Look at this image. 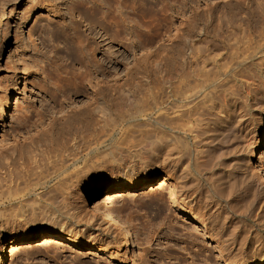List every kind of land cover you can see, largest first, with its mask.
I'll return each mask as SVG.
<instances>
[{
    "label": "rangeland",
    "instance_id": "374dc122",
    "mask_svg": "<svg viewBox=\"0 0 264 264\" xmlns=\"http://www.w3.org/2000/svg\"><path fill=\"white\" fill-rule=\"evenodd\" d=\"M75 1L80 0H0V247L22 239L31 228L48 231L60 228V222L69 223L60 241L37 240L21 243L22 248L10 247L8 264H253L264 255V200L254 204L256 196L264 195L257 163L248 158L242 162L231 204L221 208L196 183L186 185L188 177L174 156L149 149L142 134L155 125L158 105L167 106L162 104L169 94L163 76L181 69L182 48L188 46L189 37L199 39L200 27L205 34L196 42L207 58L202 66L208 71L239 70V75L230 72L225 78L231 80V88L222 87L216 93L219 107L212 110V117L225 116L222 107L228 110L247 98L249 90L264 80V11L256 3L251 11L241 0H146L144 5L136 0L132 5L144 10V16L129 9L125 32L114 24L110 30L114 38L106 39L101 26L95 28L90 19L71 11ZM72 25H79L85 38L92 36L91 28L100 31L98 43L89 42L92 67L85 60H72L60 49L65 38L62 31H71ZM52 34L58 39L53 40ZM92 69H96L97 83L80 96L71 97L70 88L64 92L51 83L60 73L74 78L83 74L88 79ZM42 84L47 89H41ZM63 100L77 107L61 111ZM98 100L112 112L111 136L108 115L91 112ZM77 114L82 118L64 121ZM42 117L56 129L54 136L46 138L48 125L42 126ZM252 117L250 137L255 136L256 144L264 132V102ZM27 126L34 128L27 132ZM95 137H99L96 153L79 148L75 164L65 174L66 183L59 185L58 174L43 178L48 173L47 157L58 148L66 142L70 148L84 147ZM36 145L40 148L35 149ZM35 152L41 167L27 173L24 169ZM258 161L264 169V147ZM16 169L30 174L31 180H15L13 174L4 180V171ZM136 176L155 177L157 183L154 188L120 191L107 200L112 184L133 181ZM162 179L167 182L158 188ZM18 184L21 188L16 192ZM173 189L188 202V210L180 211L171 202ZM95 202L109 204L120 215L133 234L132 250L121 246V234L102 221L94 210ZM188 213L194 221H188ZM195 223L205 226L212 237L196 231ZM74 233L84 234L79 240L96 247L71 243ZM255 236L262 240L260 244L252 239ZM186 238L194 239L199 253L181 248L188 243Z\"/></svg>",
    "mask_w": 264,
    "mask_h": 264
},
{
    "label": "bare ground",
    "instance_id": "6f19581e",
    "mask_svg": "<svg viewBox=\"0 0 264 264\" xmlns=\"http://www.w3.org/2000/svg\"><path fill=\"white\" fill-rule=\"evenodd\" d=\"M39 1L41 2L43 0ZM135 1L136 0H80L79 2L75 1L78 5L76 6V4H74L71 11L73 13L79 12L85 17V19H90L91 23H94L95 28L101 26L105 31V35H101L106 39H110L114 38L112 37L113 33H110L111 27L114 24H116V26H122L125 32V27L128 22L127 15L130 13L129 9L139 10L141 11V17L144 16V10L138 9L136 4L132 5V2ZM241 1L245 3L246 8L251 11H255V3L261 11H264V0ZM40 2L37 4H40ZM88 3H92L93 6H87ZM145 3L146 0H141V5H144ZM31 8L33 9L35 6L33 5ZM101 22H104L106 25H102ZM52 29L55 30L54 27ZM71 29V31L65 29L62 31V35L65 38L62 40L64 44L60 49L65 51L67 53L66 55L72 60H76L79 63H83L85 60L92 67L93 64L91 63L89 55H91L93 51L89 47V42L91 40L98 43L99 40L97 38L100 31L97 29L92 30L91 28L90 34L92 36L85 38L80 33L79 25H72ZM198 32L200 39L202 38V35L205 34L203 27H200ZM52 35L54 37L53 40H56L57 37L54 34ZM56 35L59 34L57 33ZM199 39H192L189 37L188 46H186L185 49L182 48L183 61L181 69L175 75L163 76V83L168 86L167 89L169 94H167L168 98H165L162 101V104H167V106L162 108L160 107L161 103L158 105L160 113L155 120V125L151 129L146 130L142 136L149 149L153 151H163L166 154L174 156L175 164L181 173L185 177H188L186 185L191 186L196 183L202 190L207 192V197L210 201L215 205H220L222 208L231 204L230 202L233 198V192L238 181L239 170L241 169L242 162L246 161V158H248V162L257 163L256 168L261 173L264 180V169L258 161V154L264 147V132L259 135L258 141L255 144V136L250 137L252 133L250 130L251 128L249 129L250 121L254 120L252 117L253 110L258 108L259 105L264 102V80L261 81L257 87H253L249 90L248 96L245 100L235 102V104H233L228 110L222 107V110L226 112L225 116L221 118H213L212 110L219 107V104L216 101V93L221 90L222 87L231 88V80L225 78L230 72L235 76L239 75V70L237 68L231 69L228 67L226 69H231L230 71H221V69L216 71L206 70L205 67L202 66V61L205 62L207 58L204 55L205 50L196 42ZM43 67L44 66L42 65V68ZM94 72H96V69L91 70L88 79H86L83 74L78 77L75 76L76 78H74V75L68 77L66 75H61L60 73V77L57 81L50 82L53 85H56L58 90H63L64 92L70 88L71 92H69V95L71 97H74L75 95L80 96L79 93L83 92L85 88H92L97 83L93 75ZM47 76L51 78L49 75ZM221 81H223V83H221ZM43 88L47 89V87L42 84L41 89ZM69 95H65L64 98H68ZM169 98H172V100H169ZM155 105L157 106V102H155ZM225 105L228 106L227 104ZM76 107L77 104H67V102H64L63 100L61 102L60 110L71 112ZM108 110H110V108H108L103 101L98 100L96 106L92 108L91 112L94 114L101 113L108 115L107 120L108 125H110L108 136H111L113 133L111 128L112 112H108ZM82 116L83 115L80 114L69 115L64 121L69 123L75 118H82ZM40 123L42 126L48 125V129H46L48 133L46 138L55 135L56 129L50 125V120L47 121L45 117H42ZM26 128H28L26 129L28 132V130H32L34 126H27ZM97 138L99 137H95L93 142L85 144L84 147L81 145L78 147L73 145L72 148H70L69 146H66V142L64 146H61L52 153L51 156L47 157L48 165L45 166L48 169V173L43 178L58 174L59 185L66 183L67 177L65 174L67 170L75 164L77 160L76 157L81 151L79 148H82L83 150L87 149L88 154L96 153L99 146L96 143ZM31 141L35 142V140ZM38 148L40 147L36 145L35 149ZM17 150L18 147L14 149L11 155L13 156ZM9 158L10 157L5 158V161ZM39 161L40 156L35 152L30 166L28 168L25 167L24 170L27 171V173H31L33 170L40 168L41 165L39 164ZM7 163L9 164V162ZM184 165H186V167L183 168ZM3 167H5V165H3ZM11 174L14 175L15 180L28 179L31 177L30 174L28 176L22 175L21 170L16 169L14 172L10 173L9 171H4V180H8V177L12 179L13 176H11ZM33 174H37V172H34ZM137 178L138 176L132 177V179H136L133 181L128 179L123 181L119 180L112 184L105 195L107 200H110V198H116L120 191L140 190L147 187L154 188L157 183L155 177ZM28 180H31V178ZM37 180H41V177L38 176ZM162 180L164 181L159 184L158 188H163L167 182L165 179ZM249 180L250 179H248V181L245 180V187L249 186ZM34 183L36 182L34 181L31 185ZM262 184V191H264V183ZM18 188H21V186L19 185L16 187V192L18 191ZM256 197L259 198L254 201V204H258L264 200V195H258ZM170 198L171 202L176 204L178 210H188V202L185 199H180L175 189L171 191ZM224 201H226L225 204H223ZM94 210L101 214L100 218L108 225V228L112 229L115 233L121 234V246L128 251L132 250L133 234L124 224L116 210L109 204L101 206L97 202L94 204ZM191 210L193 211V209H190L189 212H191ZM68 214L73 215L71 211ZM262 217L264 222V215H262ZM55 218L57 217L55 216ZM100 218L99 216L94 215V219L97 221ZM187 219L188 221H194L195 217L193 214L188 213ZM201 222L205 223V220L203 219ZM57 224L58 223L53 224L52 226H57ZM60 224V228L53 227L57 230L53 229L45 231L41 229L42 227L38 229L31 228L30 233L22 239H14L9 242L8 245H1L0 264H8L10 247L22 248L24 245L21 246V243L35 242L37 240H62L64 238L63 233L66 232L65 229L69 226V223L63 221L62 223L60 222ZM89 224L92 225V222H89ZM194 226L196 231L204 232V237H212V235L206 230V227L202 224L195 223ZM83 230L87 232L89 227H86ZM74 236L75 237H70L71 243L84 247H96L89 241L79 240L81 236H85L84 234L74 233ZM252 239H255L256 242L258 241L259 244L262 242V240L260 238L257 239L256 236L252 237ZM185 240H187L188 243L181 248H189L191 249L192 254L195 255L200 252L201 249L195 246L193 238H186ZM260 255L262 254H257V256ZM178 258L181 259L179 256ZM158 259L164 260L165 258L160 256ZM253 264H264V255L254 261Z\"/></svg>",
    "mask_w": 264,
    "mask_h": 264
}]
</instances>
